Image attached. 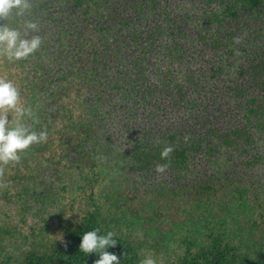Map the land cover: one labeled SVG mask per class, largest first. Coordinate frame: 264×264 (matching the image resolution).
I'll return each instance as SVG.
<instances>
[{"label":"trees","instance_id":"obj_1","mask_svg":"<svg viewBox=\"0 0 264 264\" xmlns=\"http://www.w3.org/2000/svg\"><path fill=\"white\" fill-rule=\"evenodd\" d=\"M24 19L43 44L0 57V78L31 108L28 126L46 123L50 136L4 166L0 208L45 214L67 194L89 200H71L86 203L59 246L0 264H95L79 248L93 229L115 233L106 251L120 264L163 246L176 255L167 264H264V0H33ZM0 233V245L14 236Z\"/></svg>","mask_w":264,"mask_h":264},{"label":"clouds","instance_id":"obj_2","mask_svg":"<svg viewBox=\"0 0 264 264\" xmlns=\"http://www.w3.org/2000/svg\"><path fill=\"white\" fill-rule=\"evenodd\" d=\"M32 7L33 0H0V22H5L0 23V57L21 61L41 48L43 37L38 34L39 23L32 19H24L20 23L22 18L30 15ZM10 20H15L18 26H11ZM26 116L31 117L32 110L22 105L18 87L0 78V176L4 174V166L19 163L22 153L47 140V132L32 130L24 121ZM173 151L172 146L164 147L161 159L169 158ZM169 163L157 164L155 171L164 173ZM116 244L114 232L101 234L99 229H93L83 234L79 248L85 255L99 254L95 264H120L116 254L106 251L109 247H116ZM141 264H156V261L152 256H146Z\"/></svg>","mask_w":264,"mask_h":264},{"label":"rangeland","instance_id":"obj_3","mask_svg":"<svg viewBox=\"0 0 264 264\" xmlns=\"http://www.w3.org/2000/svg\"><path fill=\"white\" fill-rule=\"evenodd\" d=\"M62 126V125H61ZM57 129H60L58 127ZM47 129L46 123L41 124V131H46L47 132V137H49V133ZM54 146V145H53ZM52 146V147H53ZM37 147V146H35ZM44 154L45 156H49L51 154V150H44L40 151L36 154L35 157H37V162L41 160V163L45 162L44 157L42 156ZM33 160V159H31ZM68 167V164L65 162V164L62 166V169L66 171V168ZM68 172H73L75 174V177L79 176V173L77 171L68 170ZM78 182L79 180L76 179ZM73 181V180H72ZM72 181H69V184L71 185ZM79 184H82V182H79ZM68 193L75 192V191H67ZM76 193V192H75ZM73 193L72 195H65V200L61 203H59V207L55 206L52 209V211L47 212L43 214L39 209L38 206L34 204L32 206V211L29 214H21L23 212H20V214H16L15 211L9 210V209H4L0 208V227L7 228V229H12L14 231L13 235L15 236H10L6 235L5 239L8 240L4 244L0 245V255H4L6 252H8V256H12L13 259L19 260L21 256L23 255L24 250L31 248L33 249L36 247L38 250L39 249H45L47 247H57L59 246L60 241L64 240V226H67L69 224H74L77 220V212L76 209L82 205H85L86 201L89 200V191L87 192L86 195H75ZM78 192L77 194H79ZM83 198L86 201H83L81 203H76L75 208L70 205L71 200L73 199H79ZM93 198H96V195H94ZM146 200L148 199V196L145 195ZM134 204V202H133ZM137 205V204H134ZM85 207L82 208V210ZM176 215L175 213H173ZM10 215V216H8ZM56 215H61V219L58 220L59 218ZM64 215V217H63ZM42 217L48 218L46 222H43L41 220ZM58 218V219H57ZM67 222H62V220ZM171 215H165V219L167 222L162 225L163 229H170L172 227V224H169L168 220H170ZM67 219V220H66ZM64 223V224H63ZM63 224V227L61 226ZM150 225L146 223L144 225V228L149 227ZM124 231L127 232V229H123ZM140 231L134 232L133 237L138 240H142L145 242V246H149L153 242V238H145L143 237L142 234L138 233ZM0 237L1 233H0ZM134 239V240H135ZM174 248H177L176 246ZM41 249V250H42ZM161 249H165L162 253L161 251L158 253H154L151 249L145 248L144 251L146 252V256H152L153 259H155L156 264H167L170 261H173L176 259V255L172 254L169 252L167 247L163 246ZM7 250V251H6ZM180 252V248H178V254ZM158 255V257L156 256Z\"/></svg>","mask_w":264,"mask_h":264}]
</instances>
